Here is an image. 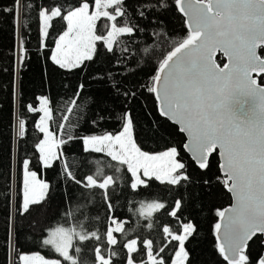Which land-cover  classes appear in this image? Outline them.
Listing matches in <instances>:
<instances>
[{"label":"snow or ice","instance_id":"obj_1","mask_svg":"<svg viewBox=\"0 0 264 264\" xmlns=\"http://www.w3.org/2000/svg\"><path fill=\"white\" fill-rule=\"evenodd\" d=\"M172 3L186 29L173 40L162 18L168 0H11L0 7V19L10 16L13 34L19 36L9 81L18 142L27 136L21 110L39 115L32 155L19 163L15 202L9 197L8 264H192L187 246L199 229L185 212L199 206V195L190 193L186 200L178 190L211 187L212 179L204 177L214 156L219 172L215 181L231 196L228 207L215 209V250L225 264H264V0ZM33 23L38 53L46 52L44 60L57 69L72 74L105 63L107 70L91 79L102 83L111 99L85 95V84L77 82L63 86L69 91L59 101L41 94L35 103L24 104L19 73L30 58L25 35ZM57 23L60 31L53 35ZM145 39L154 41L143 47L145 53L164 42L169 46L139 92L151 93L160 117L184 134L187 162L175 145L146 151L136 139L130 102L138 89L128 75L132 63H139L134 52ZM218 54L226 58L222 66ZM109 121L118 123L119 131H95ZM83 125L92 130L81 134ZM149 130L155 134L160 128L157 124L153 130L149 123ZM74 143L83 154H101L115 163L95 167L87 159L79 165L70 162L66 148ZM33 160L41 170L60 165L63 179L80 190L79 197L69 196L76 205L65 210L62 221L50 222L43 212L33 215L51 193ZM197 172L201 176H194ZM154 184L167 192H153ZM124 189L141 197L126 200L132 214L128 219L116 215L115 201ZM97 195L106 212L101 227H95L100 216L89 214ZM162 215L170 219L161 221ZM17 217L54 258L19 249ZM132 218L143 221L139 230L127 226Z\"/></svg>","mask_w":264,"mask_h":264},{"label":"trees","instance_id":"obj_2","mask_svg":"<svg viewBox=\"0 0 264 264\" xmlns=\"http://www.w3.org/2000/svg\"><path fill=\"white\" fill-rule=\"evenodd\" d=\"M169 8L163 14L165 23L167 25V32L169 39H178L186 34V29L183 27V17L176 11L175 4L172 0H168ZM11 0H0V7L8 6ZM18 33L23 29L18 28ZM60 31V25L57 23L53 29V35ZM18 34L14 36L11 17L0 19V264H8L12 259V250L7 243V229H8V214L11 211L9 205V197L15 202V192L18 188L19 181V163L23 158H29L32 155V146L39 137V134L34 129V124L39 118L38 114L27 113L21 110L22 118L27 121V136L22 141H17L14 125L16 107L11 104L9 96V81L13 78V49L14 45L18 43ZM27 47L29 49L30 58L25 61L23 69L19 73L20 87L23 92V103H35V98L41 94L50 95L53 101H59L64 94L69 90L63 86L71 84L74 86L77 82H83L86 86L85 95L91 92L97 97H106L111 99L110 93L105 89L102 83L95 82L91 79L97 73H104L107 70L105 63L97 62L89 64V66L72 74L57 69L51 63L44 60L47 53H38V33L35 23L31 26L30 35L26 34ZM51 44V40H49ZM154 41L145 39L141 42L140 50L134 52L136 60L139 63L133 62L129 68L128 79L132 81L137 89L138 95L134 101L130 102L132 115L135 120V136L140 146L146 151H161L167 145H175L181 151V156L187 162L189 156L184 152L182 145L184 136L179 133L177 127L168 120L160 117L156 111V101L154 96L142 90L139 92V85L147 83L150 77L155 72L157 60L162 57L167 50L169 44L164 42L159 46L150 48L148 53L143 52V47L153 45ZM221 65L224 63V58L218 54ZM135 69L132 72V69ZM117 105L119 101H115ZM59 120V111L55 113ZM149 123L152 129L155 130L157 124L160 131L153 134L149 130ZM81 134L92 130L90 125H83ZM119 131V124L115 121H109L102 125L100 129L95 131ZM66 151L71 155L70 162L79 165V162L87 159L89 166L106 167L111 162L110 158H106L101 154H83L80 145L74 143L67 146ZM216 157H213V164L207 176L212 179L211 187H203L202 185L192 186L179 189L184 193L187 200L190 193L199 195V206L196 209H186L185 214L191 213L193 219L198 225V235L188 244V249L191 252L192 264H225L222 257L218 255L215 250V240L211 234V225L216 222L215 209L224 208L230 203V194L226 192L222 185L215 181L216 175L219 174L216 167ZM33 168L38 173V178L46 180L51 185V193L47 203L43 209L37 208L33 215L44 213L50 222L62 221L65 210H73L76 201L69 202V196H80V190L77 187L63 179L62 168L57 165L53 168L41 170L40 166L33 160ZM84 168L83 171H87ZM194 176H201L199 172L194 173ZM153 192H167L163 186L154 184ZM136 197L129 190L124 189V194L115 201L116 215L121 219H128L132 216L129 211V205L126 200L136 199ZM171 196L169 195V199ZM203 209L202 211L200 209ZM90 215H99L101 221L95 222V227H101V222L104 220L106 212L103 206L102 199L99 195L95 197L94 206L90 209ZM161 221H168L170 218L161 216ZM143 221H136L134 218L129 220L128 227L137 228L139 230ZM16 224L18 228V247L23 252H37L39 251L46 258H54L55 254L43 249L39 246L38 240L34 239L33 235L29 234L23 218L17 217ZM255 248V244H253Z\"/></svg>","mask_w":264,"mask_h":264},{"label":"water","instance_id":"obj_3","mask_svg":"<svg viewBox=\"0 0 264 264\" xmlns=\"http://www.w3.org/2000/svg\"><path fill=\"white\" fill-rule=\"evenodd\" d=\"M221 55H222V54H221ZM222 57H223V55H222ZM223 58H224V63L227 62V61H226V58H225V57H223ZM221 66H222V65H221ZM158 114H159V113H158ZM169 122H170V121H169ZM170 123H172V122H170ZM175 126H176V125H175ZM176 127H177V129H178V126H176ZM181 134H182V133H181ZM182 135L184 136V134H182ZM185 139H186V138H185V136H184V141H185ZM183 143H184V142H183ZM182 148H183V145H182ZM184 152H185V151H184ZM185 153H186V152H185ZM186 154H187L188 156L190 155V154H188V153H186ZM230 203H231V196H230ZM230 203H229L227 206H225V207H228V206L230 205ZM225 207H224V208H225Z\"/></svg>","mask_w":264,"mask_h":264},{"label":"rangeland","instance_id":"obj_4","mask_svg":"<svg viewBox=\"0 0 264 264\" xmlns=\"http://www.w3.org/2000/svg\"><path fill=\"white\" fill-rule=\"evenodd\" d=\"M40 115H42V114H40ZM14 132H15V130H14Z\"/></svg>","mask_w":264,"mask_h":264}]
</instances>
